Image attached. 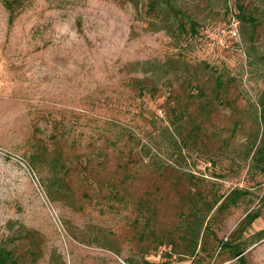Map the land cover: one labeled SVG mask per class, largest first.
Segmentation results:
<instances>
[{"label":"rangeland","instance_id":"1","mask_svg":"<svg viewBox=\"0 0 264 264\" xmlns=\"http://www.w3.org/2000/svg\"><path fill=\"white\" fill-rule=\"evenodd\" d=\"M157 2L150 13L147 0H28L9 21L0 0V244L20 255L28 244L36 246L34 258H20L21 264H264V231L254 236L264 227V170L253 165L249 135L251 128L264 133V122L256 121L264 100V0H239L243 17L237 0ZM217 75L234 107L214 101L203 133L193 140L187 137L192 117L179 124L171 110L187 107L191 115L196 108L186 96L192 84H186L210 87ZM141 84L154 85L155 93H140ZM58 123L69 169L76 153L92 158L93 167L104 165L106 179L138 171L124 186L153 191L162 229L177 223L181 171L203 175L208 196L245 189L223 212L211 211L222 241L248 211H258L237 238L242 259L229 257L220 241L193 256L169 255L164 244L145 248L133 218L143 220L146 211L87 200L77 170L62 175L77 208L52 199L46 186L52 174L30 165L29 155L38 139L53 146ZM108 125L124 132V156L109 142L101 163L97 147L107 142L97 132ZM141 143L149 146L147 154ZM123 161L124 169L118 166ZM21 225L34 238L19 234ZM81 231L89 236L82 239Z\"/></svg>","mask_w":264,"mask_h":264},{"label":"trees","instance_id":"2","mask_svg":"<svg viewBox=\"0 0 264 264\" xmlns=\"http://www.w3.org/2000/svg\"><path fill=\"white\" fill-rule=\"evenodd\" d=\"M238 1L239 0L236 2V6L239 10L238 13H241L242 16L244 6ZM27 2L28 0H2L4 7L8 11L9 21L13 20L17 13L16 10L25 6ZM157 5V0H147L148 12H154ZM178 26H180V28H178ZM176 27L178 30L185 29L181 23H178ZM189 28L190 33L197 32V24L194 21H191ZM190 84H192V86L187 90L186 96L188 101L193 103L196 109L191 115H189L190 110L187 107H184L182 110L173 108L171 114L174 118H178L179 124L184 123L187 118L192 117L193 124L187 131V137H194L193 140H196L200 137V134L203 133L202 125L209 120L214 101H217L218 103H226L231 109H233L234 105L232 98L226 94L228 89L224 85L220 75L215 77L213 85L210 87H207L204 83L193 84L189 82L186 84V87ZM139 87L140 93H143L145 90L151 94L155 93L156 87L154 85L141 84ZM256 121L257 123L258 121L264 122V100L260 101L258 120L256 119ZM115 127V125H108L97 132L99 138L102 137L107 142V145L97 147L96 152L102 154L104 157L103 160L98 162L104 163V160L107 157V151L105 150L109 142L114 147L118 146L121 157L124 156V132L116 131ZM236 128L237 123H235L233 131L236 130ZM179 132L180 131L178 130L177 133L180 134ZM64 135V126H62L61 123H58L54 128V133H51L53 146L50 147L46 142L38 139L37 143H34L33 145L34 150L31 151L29 155L30 165L39 170L45 168L52 174L46 183L48 195L52 199H64L68 205L77 208L79 202H77L75 196H72L67 192L72 188L62 176L66 175L68 171L77 170L80 175L79 180L87 183L86 188L82 190V195L87 198V200L102 202L112 210H118L120 204L124 203L131 204L138 211H146L143 220L140 221L138 217L133 218V223L135 222L134 225H139L136 229L138 235L137 239H139L138 241L147 242L145 248H158L159 245L164 244L170 246V251L168 252L169 255L175 252L177 256L180 257L187 255L193 256L196 253L197 248V251L205 250L206 246H208L207 243H218V241H220V248L227 250L229 252V257H237L238 260L242 259L243 248L240 244L241 241L237 240V238H239L241 233L243 234L246 230V225L251 223L258 216V211H248L243 219H241L235 228L227 235L225 241H222L217 237L215 229L211 226V223L213 222L212 219L214 218L213 214L211 215V211H215L216 213H219L220 211L223 212V210L229 208L230 205L235 204L240 196L246 193L245 189L235 187L224 197L222 194H216L214 192H211L210 196H208L209 191L205 189V177L203 175L195 174L192 171H181V173L179 172V180L183 185L184 191L181 192L182 196L180 195L181 204L176 214L177 223L172 229H162L156 224L158 201L153 197V191L148 189L141 193L135 191L130 192L124 186V182L127 181L128 178L131 177L133 179L137 177L138 171H134L136 176L128 173H125L124 175V171H121L123 172V176L120 181L106 179L104 176L106 174V172H104L106 167L104 165L101 167L95 165V167H93L91 162L92 158H84V156H81L80 154L79 157H76V153H72V156L75 159L72 160L74 163L69 169L68 164L71 163V154H69V150L66 147V139L61 138ZM249 135H251V146H254V152L251 157L253 165L256 168L264 170V133H260L258 128H251ZM129 138L131 139L130 133H128V139ZM229 139L227 142L224 141L225 146H229ZM181 140L184 144L183 146H187L186 137L184 135L181 136ZM119 141L120 143H118ZM140 150L147 154L149 146L145 143H141ZM128 151L132 152V146L129 147ZM118 166L124 169V161L120 162ZM91 171H95L93 176L91 175ZM221 175L222 173L215 174V176ZM94 184L97 185V189L93 188ZM155 188L158 189L159 186H156ZM73 200H76V203ZM158 230L160 232H158ZM262 231H264V227L255 233L254 236H258ZM17 232L19 234L22 233L24 237L34 238L33 235H31V229L25 228L23 225L17 229ZM210 235H212L213 238L210 239ZM79 236L84 239V236H89V234L82 232V235ZM90 239H93V237H90ZM35 249L36 246L28 244L20 255L13 247H7L0 244V264H21L20 258L23 260L27 255L34 258Z\"/></svg>","mask_w":264,"mask_h":264}]
</instances>
